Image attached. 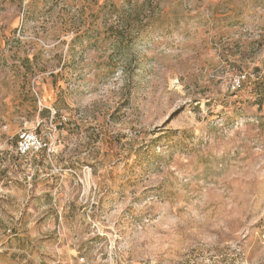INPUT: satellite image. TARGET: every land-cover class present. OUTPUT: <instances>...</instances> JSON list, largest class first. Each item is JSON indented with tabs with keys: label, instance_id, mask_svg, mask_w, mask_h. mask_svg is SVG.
Masks as SVG:
<instances>
[{
	"label": "rangeland",
	"instance_id": "obj_1",
	"mask_svg": "<svg viewBox=\"0 0 264 264\" xmlns=\"http://www.w3.org/2000/svg\"><path fill=\"white\" fill-rule=\"evenodd\" d=\"M0 264H264V0H0Z\"/></svg>",
	"mask_w": 264,
	"mask_h": 264
},
{
	"label": "built area",
	"instance_id": "obj_2",
	"mask_svg": "<svg viewBox=\"0 0 264 264\" xmlns=\"http://www.w3.org/2000/svg\"><path fill=\"white\" fill-rule=\"evenodd\" d=\"M45 143L42 142L34 133H24L23 136L17 140L16 149L19 154H26L31 150H38Z\"/></svg>",
	"mask_w": 264,
	"mask_h": 264
},
{
	"label": "trees",
	"instance_id": "obj_3",
	"mask_svg": "<svg viewBox=\"0 0 264 264\" xmlns=\"http://www.w3.org/2000/svg\"><path fill=\"white\" fill-rule=\"evenodd\" d=\"M246 69H247V67H244L242 70L240 69V71H239L240 73L244 72L243 73V81L246 80V81L250 82L252 78H255L254 80H258L256 75L251 76V74H253V71H249ZM260 81H261V83L263 82L262 80H260Z\"/></svg>",
	"mask_w": 264,
	"mask_h": 264
}]
</instances>
